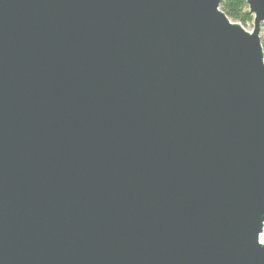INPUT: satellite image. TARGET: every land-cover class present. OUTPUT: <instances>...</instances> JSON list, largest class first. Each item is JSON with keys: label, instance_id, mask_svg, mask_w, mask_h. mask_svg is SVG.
Returning a JSON list of instances; mask_svg holds the SVG:
<instances>
[{"label": "water", "instance_id": "1", "mask_svg": "<svg viewBox=\"0 0 264 264\" xmlns=\"http://www.w3.org/2000/svg\"><path fill=\"white\" fill-rule=\"evenodd\" d=\"M0 0V264H264V0Z\"/></svg>", "mask_w": 264, "mask_h": 264}, {"label": "trees", "instance_id": "2", "mask_svg": "<svg viewBox=\"0 0 264 264\" xmlns=\"http://www.w3.org/2000/svg\"><path fill=\"white\" fill-rule=\"evenodd\" d=\"M221 10L230 20L240 23L245 29L253 28L254 16L250 14L246 0H222ZM260 38L264 50V23Z\"/></svg>", "mask_w": 264, "mask_h": 264}, {"label": "built area", "instance_id": "3", "mask_svg": "<svg viewBox=\"0 0 264 264\" xmlns=\"http://www.w3.org/2000/svg\"><path fill=\"white\" fill-rule=\"evenodd\" d=\"M263 236H264V230H263V233L260 235V243L261 244H264Z\"/></svg>", "mask_w": 264, "mask_h": 264}, {"label": "rangeland", "instance_id": "4", "mask_svg": "<svg viewBox=\"0 0 264 264\" xmlns=\"http://www.w3.org/2000/svg\"><path fill=\"white\" fill-rule=\"evenodd\" d=\"M246 30L249 31V32H251L253 30V28H248ZM263 241H264V236H263Z\"/></svg>", "mask_w": 264, "mask_h": 264}]
</instances>
